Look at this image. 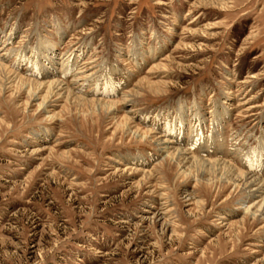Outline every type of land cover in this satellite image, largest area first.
Listing matches in <instances>:
<instances>
[{"label":"rangeland","instance_id":"1","mask_svg":"<svg viewBox=\"0 0 264 264\" xmlns=\"http://www.w3.org/2000/svg\"><path fill=\"white\" fill-rule=\"evenodd\" d=\"M263 209L264 0H0V264H264Z\"/></svg>","mask_w":264,"mask_h":264},{"label":"bare ground","instance_id":"2","mask_svg":"<svg viewBox=\"0 0 264 264\" xmlns=\"http://www.w3.org/2000/svg\"><path fill=\"white\" fill-rule=\"evenodd\" d=\"M38 84V83H37ZM55 83L54 82H50V85H49V88L51 89L50 91L52 92V93H55V91H56V88L55 87H53V85H54ZM23 85H25V87H26V83L25 82H23ZM29 86L31 85V83L30 84H28ZM43 87V85L42 84H39L38 85V87H36V89H35V91H33V97L34 98H37V95H38V92H39V90L41 89ZM46 87H48V86H46ZM24 88V87H23ZM29 87H27V89H28ZM31 88V87H30ZM45 89V88H44ZM62 89V88H61ZM41 91V90H40ZM29 92L31 93L32 91L31 90H29ZM42 93V92H41ZM70 94V93H69ZM51 97V96H50ZM90 101V100H89ZM46 102V101H45ZM49 103V102H48ZM100 109L101 108H106V109H110V111H111V108H112V106H113V104H109V103H103V102H100ZM99 109V110H100ZM113 109V108H112ZM127 130H129V127H128V125H127ZM131 132V131H130ZM132 135H134L136 138L137 137H140V139H144V137H146L145 135H146V133L144 132V133H141L139 130H136V131H134L133 130V132L131 133ZM139 139V140H140ZM158 139H160V138H158ZM157 139V140H158ZM159 143V142H158ZM156 144V143H155ZM171 146V144L170 143H167V142H162V149H160L161 150V152L162 153H166L168 156L169 155H171L172 153L173 154H177L180 158H184L183 157V155H184V153L182 152V150H179V148H177V149H173V150H171L172 148L170 147ZM171 151H174V152H171ZM188 154V153H187ZM172 156V155H171ZM189 156V155H188ZM175 158V157H174ZM186 161H189V162H192L193 160H195L193 157H186ZM185 160V159H184ZM174 161V160H173ZM185 161V162H186ZM199 161V160H198ZM198 161H196V165L194 166V167H196L199 163H198ZM183 162V161H182ZM200 162V161H199ZM193 163V162H192ZM191 163V164H192ZM194 164V163H193ZM217 164H221V165H217ZM187 165V164H186ZM202 167H203V169H204V171H207V172H211V173H213V174H216V175H221V176H219L220 178H218V179H223V180H225L226 182H230L229 181V172L228 171H230L229 170V167H228V165L227 164H222L221 162H218V163H210V162H202L201 164H200ZM184 173H186V171L184 170L183 171ZM192 173V171L191 172H189V173H187L188 175L189 174H191ZM242 173V172H241ZM233 174V173H232ZM212 175V174H211ZM231 175V174H230ZM214 176V175H213ZM232 177V176H231ZM230 177V178H231ZM241 178V177H240ZM257 178V177H256ZM253 179V178H252ZM220 180H218V182L220 181ZM233 180V179H232ZM254 180V179H253ZM235 182H236V180H235ZM255 182V181H254ZM209 185L212 183L211 182V180H209L208 182H207ZM233 183V182H232ZM243 182H241V184H242ZM262 183V182H261ZM213 184V183H212ZM239 184V183H238ZM250 184V183H249ZM248 185V184H247ZM246 185V186H247ZM253 185V184H252ZM260 185V184H259ZM263 185V184H262ZM250 188V187H249ZM262 188V187H261ZM260 188V189H261ZM252 189V188H251ZM254 189V188H253ZM255 190H258V189H255ZM251 191V190H250ZM253 191V190H252ZM254 192V191H253ZM259 193V192H258ZM254 194V193H253ZM258 197V196H257ZM260 199H263V198H260ZM251 200V199H250ZM251 204V203H250ZM249 204V205H250ZM258 204V203H257ZM252 206L250 207V206H248L247 204H245V206H244V211H245V213H252L253 214V212H252ZM261 209V211H262V208H259V210ZM258 210V211H259ZM264 210V209H263ZM257 211V210H256ZM261 213V212H260ZM259 213V214H260ZM258 214V215H259ZM254 215V214H253ZM256 216V215H255ZM262 216V215H261ZM264 217V216H263Z\"/></svg>","mask_w":264,"mask_h":264}]
</instances>
